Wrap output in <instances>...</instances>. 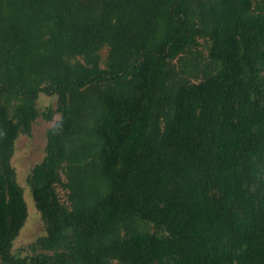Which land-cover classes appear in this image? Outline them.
<instances>
[{
  "label": "trees",
  "instance_id": "obj_1",
  "mask_svg": "<svg viewBox=\"0 0 264 264\" xmlns=\"http://www.w3.org/2000/svg\"><path fill=\"white\" fill-rule=\"evenodd\" d=\"M40 94L47 234L20 256ZM0 264H264V0H0Z\"/></svg>",
  "mask_w": 264,
  "mask_h": 264
},
{
  "label": "rangeland",
  "instance_id": "obj_2",
  "mask_svg": "<svg viewBox=\"0 0 264 264\" xmlns=\"http://www.w3.org/2000/svg\"><path fill=\"white\" fill-rule=\"evenodd\" d=\"M201 47L195 50L193 54H189L186 60L173 62L178 68L191 72L193 81L202 78V70L205 66L206 57L208 55V43L201 41ZM200 52L201 56L198 55ZM109 49L105 47L101 51L102 60L105 61L108 56ZM38 108L41 116L33 123L31 135H21L15 142L14 156L12 165L17 172L18 183L24 190V197L28 206V217L24 228L21 230L19 237L15 240L13 252L20 256L32 254L31 244L37 241L41 236L47 234L46 226L42 220L41 213L37 210L32 195V190L28 185V178L34 167L40 164L46 156L47 133L60 119L61 115L56 113L52 120L45 117L50 110L57 109V97H49L40 94L38 100ZM65 178V177H64ZM59 196L63 202L68 203V192L57 187ZM138 229L153 230V227L147 223L137 225Z\"/></svg>",
  "mask_w": 264,
  "mask_h": 264
}]
</instances>
